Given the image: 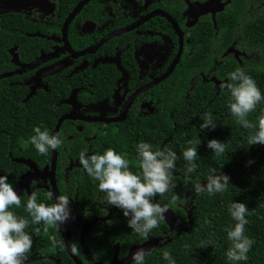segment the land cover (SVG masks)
I'll use <instances>...</instances> for the list:
<instances>
[{"label":"flooded vegetation","instance_id":"af4514ba","mask_svg":"<svg viewBox=\"0 0 264 264\" xmlns=\"http://www.w3.org/2000/svg\"><path fill=\"white\" fill-rule=\"evenodd\" d=\"M83 1L80 11L67 22ZM180 1L186 4L184 10ZM190 2L196 10L197 3H203ZM189 12L190 4L186 0H0L2 109H7L6 101L19 103L21 109V104L27 106L33 98L43 96L53 101L58 97V119L71 112L79 116L63 122L68 124L61 137L64 152L61 159L58 153L56 162V185L58 188V177L62 178L65 196L70 199L72 243L77 244L81 256H76L82 262L105 264L89 254L86 239L93 230L102 234V225L109 226L113 220L119 224L126 217L122 211L123 217L116 213L120 209L102 203L106 194L99 190L98 181L90 178L87 182V173L79 163L80 153L103 154L107 141L116 144V134L129 132V151L118 152L129 160V169L140 174L138 145L149 143L153 151L162 150L167 115L166 84L188 42L180 19L185 13L187 23ZM167 15L184 32V46L172 73L161 79L176 60L181 46L180 35ZM207 15L212 17L209 13L200 18ZM75 75L77 78H73ZM202 78L215 83V77L202 75ZM74 92V101H68ZM0 111L2 115L8 114ZM1 126L0 131L7 133ZM17 159L31 160L11 158L15 162ZM31 162L44 171L45 166ZM18 163H23L26 169L13 186L15 191L24 175L33 171L27 163ZM48 167H51V157ZM29 179L21 197L39 189L52 193L47 176L31 175ZM60 236L65 241L63 224ZM126 237L125 232H117L108 239L112 244L108 264L115 257L123 260L128 255L134 245L123 255L129 243Z\"/></svg>","mask_w":264,"mask_h":264},{"label":"trees","instance_id":"16d2710c","mask_svg":"<svg viewBox=\"0 0 264 264\" xmlns=\"http://www.w3.org/2000/svg\"><path fill=\"white\" fill-rule=\"evenodd\" d=\"M180 2L184 10L186 4ZM180 23L188 42L180 63L167 79L165 145L162 147V150H171L177 156L173 169L175 187L164 196L158 195L153 201L172 209L177 215V222L170 227L165 220H161L159 227L149 233V238L162 237V240L158 248L145 257L144 264H169L163 259L164 251L171 254L175 264H233L226 256L231 247L226 229L234 227L236 223L228 212L232 202L246 204L250 214L246 216L249 223L245 225L244 234L254 240L247 253L248 260L237 264H264V144H248L249 133L254 129H245L231 114L229 104L233 100L230 91L202 78L204 75L206 78L215 77L226 81L225 84L234 83L229 79V74L240 68L252 77L264 95V0H229L215 20L211 15L203 16L195 26L189 27L183 13ZM230 47L241 53L238 56L236 51L225 54ZM67 94L68 91L65 92ZM57 99L55 97L50 101L43 96L33 98L27 106L21 104V109L18 108L19 103L6 101L7 109H2L4 106L0 97V110L8 113L2 115L0 111V128L3 125L7 130V133L0 131V174L7 176L13 186L26 166L12 161V157L29 158L41 167L48 166L52 150L41 155L28 141L35 134L34 127L47 130L49 134L55 127L60 115ZM209 111L216 127L200 129L203 123L201 115ZM261 115H264V102L258 104L247 119L258 126ZM67 124L65 122L62 125L60 137ZM115 138L116 144L107 141L102 153L108 148L114 149L117 154L121 149L129 151V132L116 134ZM193 139L201 140L197 147L198 157L194 161L197 167L194 172L187 173L188 164L183 152L190 147L188 142ZM211 139L225 144L224 154L217 156L207 147ZM63 152L61 146L58 149L59 159ZM213 168L217 170V175L229 177L227 191L211 196L207 193L197 194L194 191L195 183L206 184ZM90 178L87 175V182ZM58 188L61 195L65 196L64 182L60 177ZM35 192L38 203H54L45 190ZM174 195L178 197L175 203L172 202ZM29 196L25 194L21 197L19 208L13 206L9 209L18 218L29 221L25 231L32 236L33 245L25 264H74L65 246L61 248L52 244L51 237L56 235L53 226H48L49 230L45 232L43 222H31L32 218L25 210ZM102 200H106V195H103ZM127 219L120 220L119 224L113 223V220L109 226L102 225V234L95 230L90 233L86 242L89 254L95 260L108 264L112 255V244H109L108 239L114 233L125 232L129 240L123 255L132 245L146 240L128 227ZM202 244L204 247H201ZM77 254L81 256L80 250ZM83 262L89 264L87 260Z\"/></svg>","mask_w":264,"mask_h":264},{"label":"clouds","instance_id":"9594fccd","mask_svg":"<svg viewBox=\"0 0 264 264\" xmlns=\"http://www.w3.org/2000/svg\"><path fill=\"white\" fill-rule=\"evenodd\" d=\"M229 79L234 83L222 84V88H227L233 102L229 104L231 114L236 118L237 123L245 129H254L249 133L248 144H264V115L258 119V126L251 123L247 116L253 112L257 105L264 102V95L255 81L246 75L243 69H236L229 74ZM203 123L200 129H215L216 122L212 119V113L205 112L201 115ZM32 135L28 141L35 147L41 155H46L49 150H57L61 147L62 139L59 133L50 135L47 130L42 131L40 127H34ZM183 152V158L187 162V173L196 170L194 163L198 157L197 147L200 139H193ZM207 147L217 156L224 154L225 144L216 139L207 142ZM177 160L176 153L171 150H152L149 143L138 145V162L140 174H134L129 169V160L125 155L108 148L103 154L88 155L80 153L79 163L87 175L94 181H98V188L106 194V200L102 203L120 209L123 215L128 218L127 225L135 233L148 238L149 233L159 227L161 220L165 219L167 207H162L154 203V199L164 196L175 187L173 169ZM206 184L196 182L194 191L197 194L207 193L215 195L224 193L229 187V177L225 174L217 175L215 168L211 169ZM189 179V177H185ZM49 198L55 200L51 205L37 202L36 192L31 193L27 199L25 210L31 216L34 224L44 223V231L47 232L48 226H53L56 235L51 237L52 244L63 248L65 241L60 236V226L70 218V199L67 196H54L49 193ZM178 197H172L175 203ZM13 206H21V196L14 190L8 177L0 175V264H25L29 259L32 250V236L25 229L29 221L18 218L9 209ZM231 218L236 221L234 227L226 229L227 239L231 242V247L226 252L227 259L233 264L239 261H247V253L251 250L254 240L247 237L245 225L249 223L246 216L250 214L246 204L232 202L228 207ZM58 237H60L58 239ZM211 244V241L208 242ZM73 254L79 252L76 243L67 245ZM201 247H204L202 244ZM151 254V250L138 248L132 253V264H144L145 257ZM163 259L169 264H175L168 251L163 252Z\"/></svg>","mask_w":264,"mask_h":264},{"label":"water","instance_id":"95a60500","mask_svg":"<svg viewBox=\"0 0 264 264\" xmlns=\"http://www.w3.org/2000/svg\"><path fill=\"white\" fill-rule=\"evenodd\" d=\"M190 4V12L188 15V26L193 27L194 25L197 24L200 16L206 15L209 13H212V17L215 20V17L218 13L224 11L226 5L229 3V0H206L203 3H197L198 8L197 10L194 8V4L190 2V0H186ZM85 4V1L80 3L78 7L72 12L70 17L68 18L67 22L71 21L72 18L80 11L82 6ZM169 18H171L169 15H167ZM171 20L174 22L175 27L180 35V41H181V46L180 50L178 52L176 60L173 62L171 67L167 70V72L161 77V79H164L168 77L172 71L174 70L176 64L179 62V59L182 55V50L184 46V32L180 29L179 25L171 18ZM233 51H236V55L238 56L241 52L238 50H235L234 48L230 47L225 54H229ZM214 81L218 85L225 84L226 81L221 82L220 80L214 78ZM75 99V92L72 94L71 98L68 101H74ZM79 116L75 112H71L68 114L63 115L60 117L55 125L54 130L52 131L51 135L59 133V130L63 124V122L66 119H76ZM57 157H58V151L57 150H52V155H51V167H46L44 171H41L34 163L31 162V160H26V159H17L18 162H25L28 165H30L33 168V171H30L24 175V178L20 182V185L16 189L17 193L20 195L23 188L26 187L29 184V178L31 175H39L40 177L45 178L46 176L50 178V182L52 184V193L54 196H59V190L56 185V162H57ZM16 160V159H15ZM39 178V177H38ZM26 183V184H25ZM167 212L164 214L165 215V221L166 223L170 226L173 227L176 222H177V215L176 213L172 210L167 208ZM65 228V243H66V250L69 253V255L74 259L76 264H83L82 261L79 260V258L76 256V254H73L70 251V247H67V245H70L72 243V237H71V231H70V219L66 221V223L63 224ZM162 240V237H150L147 241L141 243V244H136L130 248V251L128 255L123 259L120 260L118 257H115V259L111 262V264H130L132 262L131 256L132 253L135 252L138 248H144L151 250L153 252L156 250Z\"/></svg>","mask_w":264,"mask_h":264}]
</instances>
